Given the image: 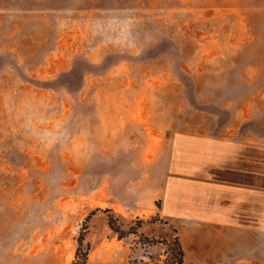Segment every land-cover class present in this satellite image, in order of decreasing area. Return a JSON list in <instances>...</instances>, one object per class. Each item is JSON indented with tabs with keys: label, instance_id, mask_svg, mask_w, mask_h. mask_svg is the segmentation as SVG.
<instances>
[{
	"label": "rangeland",
	"instance_id": "1",
	"mask_svg": "<svg viewBox=\"0 0 264 264\" xmlns=\"http://www.w3.org/2000/svg\"><path fill=\"white\" fill-rule=\"evenodd\" d=\"M153 129L264 140V0H0V264H183Z\"/></svg>",
	"mask_w": 264,
	"mask_h": 264
},
{
	"label": "crops",
	"instance_id": "2",
	"mask_svg": "<svg viewBox=\"0 0 264 264\" xmlns=\"http://www.w3.org/2000/svg\"><path fill=\"white\" fill-rule=\"evenodd\" d=\"M82 120L89 131L103 126V137H137L126 122ZM167 130L138 137H170L163 191L153 204L174 223L183 264H264V140Z\"/></svg>",
	"mask_w": 264,
	"mask_h": 264
},
{
	"label": "trees",
	"instance_id": "3",
	"mask_svg": "<svg viewBox=\"0 0 264 264\" xmlns=\"http://www.w3.org/2000/svg\"><path fill=\"white\" fill-rule=\"evenodd\" d=\"M108 225H109V227L112 229V227H111L112 225L110 224V222H109ZM176 246H177L178 256H180V258H183V252H182V250H181L179 244L177 243ZM85 261H86V256H85V254H83L82 257H81V259H79V258L77 257V261L74 262L73 264H85ZM179 263L182 264V261H180Z\"/></svg>",
	"mask_w": 264,
	"mask_h": 264
}]
</instances>
